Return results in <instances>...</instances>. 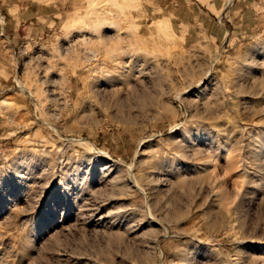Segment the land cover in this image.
<instances>
[{"label": "rangeland", "instance_id": "rangeland-1", "mask_svg": "<svg viewBox=\"0 0 264 264\" xmlns=\"http://www.w3.org/2000/svg\"><path fill=\"white\" fill-rule=\"evenodd\" d=\"M0 264H264V0H0Z\"/></svg>", "mask_w": 264, "mask_h": 264}, {"label": "crops", "instance_id": "crops-1", "mask_svg": "<svg viewBox=\"0 0 264 264\" xmlns=\"http://www.w3.org/2000/svg\"><path fill=\"white\" fill-rule=\"evenodd\" d=\"M170 16H171L172 19H174L176 21H180L181 18L185 16V14H181V13L179 15L178 14H171ZM193 16H195V15L189 14L188 15V18H192ZM205 16H207L206 18H209L212 21L211 24H210L211 27H209L207 29V26L205 25V29L204 30H201L200 29V26H203V25H199V24H204V18H205ZM218 18L219 17L217 15H215V14H213L211 12H210V15L209 16L207 15V13L206 14H203L202 13L201 14V17L197 18V20H199V21L197 22L196 25H194V26L193 25H190V27H186V33H185L186 36H188L189 38L191 36H205L206 39L208 41H210V37H212L211 35L213 33L212 28H213L214 24H217L218 25Z\"/></svg>", "mask_w": 264, "mask_h": 264}, {"label": "bare ground", "instance_id": "bare-ground-1", "mask_svg": "<svg viewBox=\"0 0 264 264\" xmlns=\"http://www.w3.org/2000/svg\"><path fill=\"white\" fill-rule=\"evenodd\" d=\"M103 60V59H102ZM97 64V63H96ZM99 65V64H98ZM113 92V91H112ZM186 146V145H185ZM185 146H181V147H184L185 148ZM176 147V146H175ZM177 148V147H176ZM173 149H174V147H173ZM179 150V149H178ZM165 155V154H164ZM179 156V155H178ZM168 157V156H167ZM168 159V158H167ZM165 160V159H164ZM173 163V162H172ZM167 166H168V164H167ZM173 167V166H172ZM164 171H167V170H164ZM173 171V170H172ZM177 172V171H176ZM167 173V172H166ZM171 173V172H170ZM170 173H168V174H170ZM174 174V173H173Z\"/></svg>", "mask_w": 264, "mask_h": 264}]
</instances>
